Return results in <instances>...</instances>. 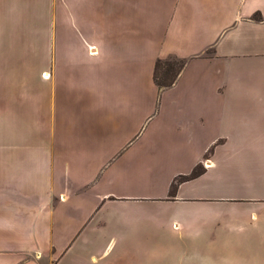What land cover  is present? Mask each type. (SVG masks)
<instances>
[{
	"label": "crops",
	"instance_id": "obj_1",
	"mask_svg": "<svg viewBox=\"0 0 264 264\" xmlns=\"http://www.w3.org/2000/svg\"><path fill=\"white\" fill-rule=\"evenodd\" d=\"M168 210L180 249L116 251ZM113 254L264 264V0H0V264Z\"/></svg>",
	"mask_w": 264,
	"mask_h": 264
},
{
	"label": "rangeland",
	"instance_id": "obj_2",
	"mask_svg": "<svg viewBox=\"0 0 264 264\" xmlns=\"http://www.w3.org/2000/svg\"><path fill=\"white\" fill-rule=\"evenodd\" d=\"M169 62L171 65H173L174 67H177L179 65L180 62H178L176 59H167L165 60L162 64H160V68L158 69V78L160 82H164L166 80H168L170 78L171 73L168 70V66L167 63ZM212 153V150H210V152L208 153V155ZM208 168L207 165H200L198 167H196L197 171L201 174L202 172L205 171V169ZM183 176L179 177V179H181ZM186 177V176H184ZM183 180V179H182ZM174 209V208H173ZM170 209V210H173ZM168 210L166 212V214L163 215L162 220H161V224H156V223H151V221L148 219H150V213L149 212H135V211H127V212H123V214L125 216H128V220L132 219V220H136L138 217L139 218H143L144 217V222H142V224H140V221H138V223H134V226H123L120 222L119 224H114L112 226L109 227V225L107 227H109L107 229L108 235L110 234H114V233H118L119 236H117V242L119 243L118 246L116 247V251L119 250L118 247H121V245L123 244V242H125V246H122L126 252H128L129 254H133L136 255V253L138 251H148V250H153V249H157V246L159 248H163V249H174V248H178L180 249L182 247V245H180V247H178L177 244H175L177 241L175 239L176 237V233L171 229L170 225H171V221L172 219L175 218V212L174 211H170ZM138 214V215H137ZM110 216L116 218V217H120L122 216V214H117L116 212H113ZM138 218V219H139ZM122 219V218H120ZM126 219V218H125ZM137 224L139 226H137ZM102 227V226H99ZM106 233H100V235L104 236ZM124 235H127L130 239V241L126 240L124 241ZM110 237V236H109ZM108 237V239H109ZM121 237V238H120ZM109 240H104V242H101L103 245H105L106 243H108ZM177 246V247H176ZM78 257L75 256L74 259H71L69 264H78L79 261L77 259ZM156 259V260H155ZM153 260H151V258H148L147 256H143L138 258L137 256L134 257H129L128 259L119 257V256H115V254H113L111 257H109L105 262H113L116 264H176V259L178 258H170V257H165V258H155ZM98 260H100V258H98ZM160 260V261H159ZM80 262L85 263L84 260H80Z\"/></svg>",
	"mask_w": 264,
	"mask_h": 264
},
{
	"label": "trees",
	"instance_id": "obj_3",
	"mask_svg": "<svg viewBox=\"0 0 264 264\" xmlns=\"http://www.w3.org/2000/svg\"><path fill=\"white\" fill-rule=\"evenodd\" d=\"M177 61L180 62L177 67H174L169 62H166L167 66H168V70L171 73V75H170V78L168 80L164 81V82H160L159 78H158V69L160 68V64H162L164 61H158L156 63L155 72H154V80H155L156 85L160 89H164V88L170 87V86H172L175 83L177 77L179 76L180 72L182 71V69L185 66V62L180 61V60H177ZM199 175H200V173L197 171V169H194V171L191 173V175L186 176V177L183 176L181 179H179V178L175 179L173 181L172 185H171V194L173 195L175 193L176 188L178 187V185H180L181 183H183L184 181H186L188 179L195 178V177H197Z\"/></svg>",
	"mask_w": 264,
	"mask_h": 264
}]
</instances>
